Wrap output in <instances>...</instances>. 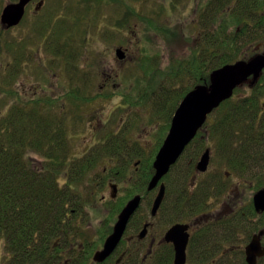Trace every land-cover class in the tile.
Masks as SVG:
<instances>
[{
  "label": "trees",
  "instance_id": "obj_1",
  "mask_svg": "<svg viewBox=\"0 0 264 264\" xmlns=\"http://www.w3.org/2000/svg\"><path fill=\"white\" fill-rule=\"evenodd\" d=\"M185 1L188 0H170L171 11ZM133 11L129 7L128 14ZM136 14L140 15L137 11ZM195 22L198 33L193 37L191 56L170 64L162 79L167 76L176 84L186 77L195 79V86L208 84L212 71L238 60L241 44L264 40V0H197ZM153 27L168 35H177L173 26ZM50 30L49 21L38 28L43 36ZM59 36L58 31L53 38L57 46L52 49L55 54L65 51ZM3 45L0 38V59L5 49ZM7 48V51H15L9 45ZM21 51L16 50L17 55ZM71 54L76 58L73 51ZM146 65L151 63L145 62L144 67ZM158 74L161 76V72L153 73L147 82L152 84ZM263 80L264 73L250 95L233 97L215 110L213 114L217 116L209 118L211 120L187 147L185 153L195 149L189 152L191 156L184 169L172 177H169L171 174L166 176L167 181L170 179L168 195H186L180 189H185L192 181L195 163L205 146L213 149L216 160L225 165L231 176L252 178L254 171L258 176L257 167L264 163V119L259 116ZM163 82L158 89L153 88V95L146 96H150L147 100L151 98L154 114L168 115V118L174 113L177 101L167 93L170 89L166 87L172 84L164 86ZM184 90L178 96L184 97L190 91L189 88ZM240 90L241 87L236 92ZM144 96L139 97L144 100ZM92 99L84 96L83 87H71L66 95L53 97L35 91L24 93L20 87H1L0 84V264H84V248L78 241L84 237L86 199L96 197V190H102L110 176L124 182L131 163L138 158V153L128 151L127 139L119 134L105 135L82 155L74 153L72 132L83 119L79 114L80 105ZM142 99L134 104L140 105ZM167 120L169 128L171 122ZM207 131L208 137H203L201 133ZM107 158L119 163L105 172H95ZM180 160L171 172L179 166ZM152 163L153 156L141 160L132 175L133 189L124 201L133 194L147 192L148 182L154 175ZM210 180L211 183L200 184L201 195L212 196L216 192L218 195L230 179L215 174ZM124 204L121 201L114 207L111 216L119 213ZM236 212L232 219L233 238L246 229V218L251 217L247 209ZM107 226L106 235L112 231V226Z\"/></svg>",
  "mask_w": 264,
  "mask_h": 264
},
{
  "label": "rangeland",
  "instance_id": "obj_2",
  "mask_svg": "<svg viewBox=\"0 0 264 264\" xmlns=\"http://www.w3.org/2000/svg\"><path fill=\"white\" fill-rule=\"evenodd\" d=\"M15 1L0 0V38L5 48L0 59L1 87H20V91H24V93L35 91L39 95L53 97L66 95L71 87H83L84 96L93 99L80 105L79 114L83 116V119L78 128L72 132L74 153L84 154L109 134L124 136L127 139L128 151H133L134 154L138 153V158L131 163V171L124 182H118L110 176L107 185L102 190H96V197H92L91 200L86 199L87 204L83 214L85 237L80 238L79 246L84 248V244H90L94 249L98 246L101 247L110 234L106 235L107 225L110 224L113 227L122 211L111 216L112 209L118 206L121 201L125 203V206L135 196L133 194L124 201L128 192L133 189L132 175L139 164L141 165V160L153 156L154 163L162 146L160 144L165 140L170 129V126L168 128L166 124L168 123L167 119L172 121L175 111L184 98L178 94L180 95L184 89L192 90L197 84L193 78L184 77V81L183 79L178 80L180 83L176 84L167 76L162 79L163 73L166 74L170 64H174L176 60H187L192 54L193 37L198 33L194 26L197 0L185 1L179 4L174 11H171L170 0H73V8L68 13L70 22L65 24L64 12H55L57 24L56 26L53 24V28L44 36L38 32L39 25L35 24L36 20L33 17L30 19L29 16L18 27L5 29L2 26L3 9L8 3ZM129 7L134 9L132 14H128ZM136 11L140 14L139 16ZM59 18L63 19L61 23ZM154 25L155 27L173 26L177 35H168L154 28ZM59 26H62L60 33L62 37H59L60 45L65 50L63 54L66 53V57L52 53V49L57 46L51 36H53L54 28ZM6 41L7 43H5ZM97 41H102L107 45L104 52H97L94 48ZM7 45L15 51H7ZM119 48L126 53L125 59L118 58L116 51ZM19 49L22 51L17 55L16 50ZM72 51L76 58H73ZM75 52H79V54ZM105 52L107 54L114 53L117 61L116 68L105 66ZM260 53H264V40H257L252 44L245 42L239 46L238 60L250 59ZM71 57L75 60L73 61ZM145 62L151 63V65L145 66L146 69ZM157 71L161 72V76L158 74L152 84H149L147 80ZM162 82L164 86L172 84V87H166L167 90L170 89L167 93L171 94L174 102L177 101L174 113L168 118V115L157 116L154 114L156 110L151 98L147 100V97L153 95V88L158 89ZM149 93L150 96H146ZM141 94L145 95L144 100L139 97ZM250 94L247 92L245 84L234 97ZM178 97L179 99H176ZM138 98L142 99L140 105L134 104L139 100ZM62 102L66 103V100ZM262 102H264V96ZM216 116L217 113L210 118L214 119ZM208 133V131L203 132L201 135L208 137ZM206 144L209 145L210 142ZM193 149L195 148H191L189 152H192ZM205 149L206 146L203 151ZM189 152L183 155L179 166L172 172L170 171L171 176L169 177L184 169L191 156ZM215 155L213 152L210 169L213 174L224 177L228 170L224 164L219 163L218 159L216 160ZM118 163L117 160L104 159L95 172H105ZM253 174H251L252 178L248 175L230 178V182L227 184H230L231 187L233 205L242 201L235 197L243 198L245 202L242 201V203L244 202L243 205H245L257 190L264 188V167L256 171L258 176H255V171ZM204 179L208 180V175L199 177V180ZM111 184L118 185V195L115 199L111 197ZM156 193L157 191L149 197L148 201L153 200ZM228 201L226 203L230 207L231 204ZM146 204L143 207L145 210H147ZM240 209L241 207L236 211ZM261 224L264 225V219Z\"/></svg>",
  "mask_w": 264,
  "mask_h": 264
},
{
  "label": "flooded vegetation",
  "instance_id": "obj_3",
  "mask_svg": "<svg viewBox=\"0 0 264 264\" xmlns=\"http://www.w3.org/2000/svg\"><path fill=\"white\" fill-rule=\"evenodd\" d=\"M18 2L19 0H16L11 3ZM72 4L73 0H31L26 5L24 17L19 25L27 20V18L30 17L31 19V17H33V19L36 20L35 24L39 26L49 21L52 29L53 24H55V26L57 24L55 12L65 13L64 21L66 24L68 21L70 22L68 13L73 8ZM60 19L61 18H59V20ZM62 20L63 19L60 20V23ZM61 29L62 26L55 27L51 38L53 39L54 34H57L58 31L61 33ZM59 37H62V35ZM61 55H64V57L67 56L66 53ZM263 73L264 70L258 81L254 82L253 77H250L248 81L244 83V85H247V92H252L253 88L260 81ZM262 90L264 91V87H262ZM235 95L236 91L233 97ZM263 96L264 92L261 94L260 99V119H264V102L261 103ZM214 112L215 111H213V113ZM213 113L209 115L208 120ZM193 141H195V139ZM207 150H210V163L208 169L205 172H199L197 169L198 163ZM212 155L213 152L209 148H206L200 154L195 163V175L192 181L189 183L188 187L180 189V191L185 192L186 195H168L166 176L170 172L162 179L158 187L152 191L148 189L150 180L147 185L146 193L135 194V196H142L141 205L129 220L126 231L115 251L103 261L95 260V254L103 250L105 241L112 234L118 218L112 227V231L106 237L101 247L98 246L91 250L94 248L93 246L84 244V264H249L247 249L256 236H260L261 246L264 250V225L262 226L261 224L264 219V211H257L254 204L255 195L264 188L257 190L252 199L246 201L248 203L245 205H243L245 200L239 196L235 197V199L240 198L244 202L236 201L237 204L241 205H233L234 199L231 195L230 184L222 186L218 195H216L217 192L212 196L201 195L203 188L200 184L211 183V176L215 175L210 169ZM262 161L263 159L261 162ZM263 167L264 163L258 166L257 170ZM204 175H208V181L199 180V177H204ZM231 177V174L226 171L225 178L230 179ZM161 184H165V196L157 214L152 215L153 205L160 191ZM155 191H157L156 196L153 200L148 201L149 197H151ZM190 199H192V203ZM227 200H229L228 202L231 204L230 207L227 206ZM202 201L204 202L202 203ZM145 204L147 210L143 209ZM239 207H241V209H247L249 213L251 212V217L248 216L246 218V229L237 233L236 237L234 236L235 238H233L232 219L234 212H236V209ZM175 226L184 227L183 229L180 228L179 233L175 235L177 236V240H182L186 235L188 236L184 262H182V257L178 255L176 243L172 239H168L169 232L175 228ZM144 231L145 234L142 236ZM256 264H264V255L257 256Z\"/></svg>",
  "mask_w": 264,
  "mask_h": 264
},
{
  "label": "water",
  "instance_id": "obj_4",
  "mask_svg": "<svg viewBox=\"0 0 264 264\" xmlns=\"http://www.w3.org/2000/svg\"><path fill=\"white\" fill-rule=\"evenodd\" d=\"M30 1L31 0H19L18 3L8 4L3 9L1 15L2 26L5 29L18 26L24 17L26 5ZM116 54L119 59H125L126 53L123 49H117ZM263 70L264 54H258L249 60H239L235 63L215 69L210 74L208 84L197 85L184 96L175 111L169 132L153 163L155 174L149 183V191L157 188L162 179L179 161L188 145L196 138L199 131L207 122L209 115L218 109L225 101L231 99L235 90L244 85L250 77H253L254 82L258 81ZM209 163L210 150H207L198 163V171L205 172L208 169ZM111 189V197L113 199L117 198L118 185L111 184ZM165 190V184H161L160 191L153 205L152 215L157 214L163 202ZM141 202L142 196L137 195L122 209L112 234L106 239L103 250L95 254V260L103 261L115 251L126 231L129 220L139 209ZM254 204L257 211H264V189L255 195ZM180 228L183 229L184 227L175 226V228L169 232L168 239H172L176 243L178 255L182 257V262H184L188 236L186 235L182 240H177V236L175 235L179 233ZM144 234L145 231L142 233V236ZM247 253L249 264H256L257 256L264 255L260 236H256L253 239L247 249Z\"/></svg>",
  "mask_w": 264,
  "mask_h": 264
},
{
  "label": "clouds",
  "instance_id": "obj_5",
  "mask_svg": "<svg viewBox=\"0 0 264 264\" xmlns=\"http://www.w3.org/2000/svg\"><path fill=\"white\" fill-rule=\"evenodd\" d=\"M94 48L97 52H104L107 49V45L102 41H97V43L94 45ZM105 59H106V67L110 68H116L117 67V61L115 59L114 53L107 54L105 52Z\"/></svg>",
  "mask_w": 264,
  "mask_h": 264
}]
</instances>
